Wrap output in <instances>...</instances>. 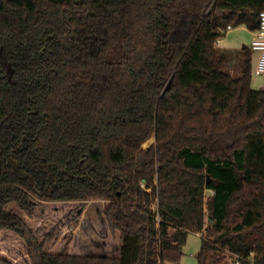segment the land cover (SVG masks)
Instances as JSON below:
<instances>
[{"label": "trees", "instance_id": "trees-1", "mask_svg": "<svg viewBox=\"0 0 264 264\" xmlns=\"http://www.w3.org/2000/svg\"><path fill=\"white\" fill-rule=\"evenodd\" d=\"M262 11L0 0V232L22 251L0 264H179L191 232L197 264H264V87L250 48L217 44ZM57 203L92 204L101 243L40 234V207Z\"/></svg>", "mask_w": 264, "mask_h": 264}, {"label": "rangeland", "instance_id": "rangeland-1", "mask_svg": "<svg viewBox=\"0 0 264 264\" xmlns=\"http://www.w3.org/2000/svg\"><path fill=\"white\" fill-rule=\"evenodd\" d=\"M251 39L252 35L245 28L236 27L232 28L231 31H227L220 38L219 46L221 49L239 47L238 50H240L243 44L249 45ZM257 55V52H252L250 86L255 90L264 87V73L261 75L254 74ZM152 142H154L153 138L143 144V147H147ZM210 194L211 192L207 191L205 197L207 198ZM91 205L85 203H57L40 207L39 213L35 217L37 219L34 220V227L40 234L45 233L43 231L52 232L55 229V236L61 231L72 233L73 247L79 246L85 248L92 244L101 243L100 238L104 234V230L102 229V225L99 227L98 220L94 216H91ZM97 239L98 241H96ZM200 246V235L196 232L188 233L182 246V256L179 264H197V255ZM0 252L13 259L18 258L22 253L17 241H12L3 232H0ZM222 255H220L222 259L218 264H235L229 254L224 252Z\"/></svg>", "mask_w": 264, "mask_h": 264}, {"label": "built area", "instance_id": "built-area-1", "mask_svg": "<svg viewBox=\"0 0 264 264\" xmlns=\"http://www.w3.org/2000/svg\"><path fill=\"white\" fill-rule=\"evenodd\" d=\"M230 26L227 27L226 32L231 30ZM255 35L250 44V49L258 53L256 66L254 69L255 75H261L264 73V11L259 14V25L258 28L254 31ZM218 44V41H217ZM236 258V257H235ZM239 261L236 260L235 264H238Z\"/></svg>", "mask_w": 264, "mask_h": 264}, {"label": "crops", "instance_id": "crops-1", "mask_svg": "<svg viewBox=\"0 0 264 264\" xmlns=\"http://www.w3.org/2000/svg\"><path fill=\"white\" fill-rule=\"evenodd\" d=\"M241 28H245V27H241ZM246 29V31L249 33V34H251L252 35V39H251V41L253 40V38H254V35H255V32L254 31H250V30H248L247 28H245ZM232 30V29H231ZM231 30H229V31H231ZM219 43H220V40H218V46H219ZM250 44H251V42H250ZM250 44L249 45H245V44H243L242 45V48H246V47H248V48H250ZM220 47V46H219ZM241 47H240V49H242ZM226 49V48H225ZM228 49V48H227ZM238 50L239 49V47L238 48H229V50ZM252 51V50H251ZM253 52V51H252Z\"/></svg>", "mask_w": 264, "mask_h": 264}, {"label": "water", "instance_id": "water-1", "mask_svg": "<svg viewBox=\"0 0 264 264\" xmlns=\"http://www.w3.org/2000/svg\"><path fill=\"white\" fill-rule=\"evenodd\" d=\"M154 139V138H153Z\"/></svg>", "mask_w": 264, "mask_h": 264}]
</instances>
